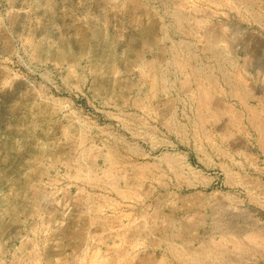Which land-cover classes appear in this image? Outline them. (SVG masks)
Here are the masks:
<instances>
[{"label": "rangeland", "instance_id": "rangeland-1", "mask_svg": "<svg viewBox=\"0 0 264 264\" xmlns=\"http://www.w3.org/2000/svg\"><path fill=\"white\" fill-rule=\"evenodd\" d=\"M27 255L264 264V0H0V264Z\"/></svg>", "mask_w": 264, "mask_h": 264}, {"label": "crops", "instance_id": "crops-1", "mask_svg": "<svg viewBox=\"0 0 264 264\" xmlns=\"http://www.w3.org/2000/svg\"><path fill=\"white\" fill-rule=\"evenodd\" d=\"M63 215H64V213H63ZM64 227L61 230L60 224H58L56 228L59 231L58 232L59 235L63 236V239H65V242H66V238L68 239V238H72L73 237L72 231L75 232V229H71L70 230L69 228L66 229V227L65 228ZM86 229H87V231L85 232V234H80L78 236L79 241L76 244H73L72 246L70 244H68L67 245L68 248H84V247L88 248L90 246L89 244H91V241H92L91 237H93L92 236L93 234H91V232L94 233L95 231L92 230V227H89V228H86ZM44 230L45 229H43L42 231H44ZM48 231H50V226H49ZM69 235H72V236H69ZM43 238L44 239H42L40 242H36L35 244L29 245V246H31L30 249L33 248V247L37 248V247H39L40 244H42V249H46L47 248V250H49L50 248H55V247H51V246H58V245L54 244V242H51L50 240H46L45 236H43ZM21 243H22L23 246H25V249H23V250L27 251L28 249H26V246L29 243V240L28 239H24V240H22ZM127 243H128V246H131V242L127 241ZM106 246L108 247V245H106ZM42 258L46 259V254L44 255V257H40L39 256L40 261H42ZM22 259L25 260V264H39V262L33 261L31 259V255L30 256L27 255V256L23 257ZM52 260H54L57 263L58 259H56V257H54L53 259H51V261ZM127 263L130 264V262H127ZM57 264H61V263L58 261Z\"/></svg>", "mask_w": 264, "mask_h": 264}, {"label": "bare ground", "instance_id": "bare-ground-1", "mask_svg": "<svg viewBox=\"0 0 264 264\" xmlns=\"http://www.w3.org/2000/svg\"><path fill=\"white\" fill-rule=\"evenodd\" d=\"M173 159H175V158H173ZM179 159H180V158H179ZM166 161H167V160H166ZM166 161H165V162H166ZM166 163H168V162H166ZM166 163H165V164H166ZM173 167H174V166H173ZM254 240H255V239H254ZM230 250H231V249H230ZM208 253H209V252H208ZM222 253H223V252H222ZM204 254H206V253H204ZM211 255H212V254H211ZM202 256H203V255H202ZM204 256H205V255H204ZM204 256H203V257H204ZM206 258H207V257H206ZM222 258H223V257H222ZM203 259H204V258H203Z\"/></svg>", "mask_w": 264, "mask_h": 264}]
</instances>
